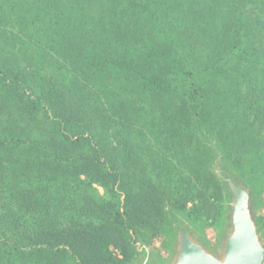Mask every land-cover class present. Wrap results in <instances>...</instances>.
I'll use <instances>...</instances> for the list:
<instances>
[{"label": "trees", "instance_id": "1", "mask_svg": "<svg viewBox=\"0 0 264 264\" xmlns=\"http://www.w3.org/2000/svg\"><path fill=\"white\" fill-rule=\"evenodd\" d=\"M17 1L11 0L14 4ZM213 12L209 0H20V10L5 15L36 19L40 23L35 30L40 43H33L35 48L42 55L47 50L58 59L64 57L65 63L86 76L84 83L74 82V87L68 88L41 76L31 66L19 70L6 67L7 62L4 66L0 63V118L4 119L0 128V194L9 195L0 203V264H16L20 256L43 250L74 251V257H85L81 264H118L112 249L115 247L120 248L123 261L129 258L127 246L118 242L116 233L125 234L130 243L139 225L146 222L149 208L140 193L125 188L123 200L107 203L112 219L106 224L69 222L71 225L54 226L48 223L49 212L40 209L41 204L51 201V196L48 185L41 187L38 179L57 178L56 173H60L67 182H97L113 190L119 181L118 172L86 129L98 120L116 117L121 107L136 118L148 119L147 127L169 135L178 126L197 132L203 128L202 120L213 124L209 103L205 102L206 89L197 86L196 69L185 62L194 53L187 50L193 48L191 44L200 49L195 53L204 58L198 63L206 68L217 63V53L220 58L225 49L237 47L230 23L222 24L226 31L217 33L212 30L215 22L207 20L209 29L203 33L206 30L198 19L213 18ZM183 24L182 32L189 35L185 45L169 34V29ZM261 34L264 36V24ZM180 44L181 48L186 46L183 52ZM216 46L224 49L217 52ZM250 54L242 55L246 57V76L254 67ZM32 78L40 87L38 95L31 89ZM219 79L216 74L214 81ZM258 79L257 75L246 78L248 92L234 102L228 131L222 128L226 121H217L226 149L235 142L244 146L258 141L264 147V90L259 88ZM187 97L198 101L192 109L185 105ZM157 111L159 120L153 115ZM40 115L43 120H39ZM239 115L259 137L257 141L234 123ZM71 125L80 131H71ZM75 142L88 146L91 152L67 156L66 145ZM212 179L218 184L213 174ZM19 197L20 216L12 208V199ZM23 219L29 224L20 227Z\"/></svg>", "mask_w": 264, "mask_h": 264}, {"label": "rangeland", "instance_id": "2", "mask_svg": "<svg viewBox=\"0 0 264 264\" xmlns=\"http://www.w3.org/2000/svg\"><path fill=\"white\" fill-rule=\"evenodd\" d=\"M209 3L214 9L213 18L198 19L200 26L206 30L203 33L209 29L207 20L215 22L212 30L217 33L225 32L226 29L223 30L221 25L230 23L229 28L235 35L237 46L235 49H225L220 58H218L220 54L217 53L215 55L217 63L208 68L198 63L200 58H204L195 53L200 51L198 47L191 44L193 48H187L194 53L185 62L196 69L197 86L206 89L207 94L204 97L211 109L210 123H213L211 124L213 126L208 125L209 121L204 123L202 120L201 131L186 130L178 126L169 135L161 133L159 131L161 129L156 127H147L145 123L148 119L136 118L133 114L123 111L124 108L121 107L116 117L110 120L103 118V123L98 120L99 124L97 121L86 129V133L95 145L102 149L104 156L109 158V162L113 163L118 172L119 181L113 190L97 182L88 185L85 182L82 184L67 182L65 176L60 173H56L57 178L45 176L38 179L41 187L48 185L51 196V201L47 205L41 204L40 209L49 212L51 217L48 223L54 226H65L69 222H78L82 225L106 224L112 219L107 203L123 200L125 188L133 193H140L142 196L140 199L148 205L149 215L146 222L139 225L138 232L130 243L127 242L125 234L116 233L118 242L122 246H127L130 252L129 258L123 261L120 248H112L118 264H139L147 251L153 259L167 257L180 227L187 228L211 245L218 244L226 230V215L231 202L225 182L228 178L245 186L251 192L253 216L264 239V147L258 143L259 137L249 128L241 115L234 123H238V128L257 142L244 146L236 142L230 143L226 149L222 146L219 134L222 128L228 131L233 122L234 102L248 92L245 81L247 77L257 75L260 84L258 87L264 90V79L261 80L264 76V36L261 34L264 24V2L209 0ZM14 9L20 10V0L16 4L11 0H0L1 65L4 66L7 62L6 67H17L19 70L31 66L41 76L68 88H73L74 82L84 83L86 74L67 61L65 63L63 55V59H58L47 50L42 52L44 54L42 55L41 50L35 48L33 43H40L35 32L40 23L34 18L5 16ZM184 28L183 24L174 30L169 29V34L174 39L182 40L185 45L189 35L182 32ZM211 34L215 36L212 31ZM181 46L182 44L179 49L183 52L186 46L183 48ZM220 49L224 48L215 47L217 52ZM204 51L206 52V49ZM249 53L254 58V67L246 76L245 58ZM242 55L246 57L242 58ZM216 74L220 78L219 81H214ZM208 78L212 79L209 83ZM30 84L36 95L41 93L34 78L30 80ZM88 87L93 89L92 86ZM95 93L93 98L96 105L98 98L95 99L97 97ZM261 93L264 95L263 91ZM184 101L188 109H192L198 102L195 97H187ZM17 111L20 116V108ZM159 114L158 111L153 113L157 120L160 118ZM38 118L44 119L41 115ZM220 119L226 121L222 128L218 127ZM3 122L2 117L0 128ZM70 130L80 131L76 125H71ZM66 146L67 156L91 152L88 146L79 142ZM200 149L203 157L198 153ZM5 153V156H8L6 151ZM212 174L218 179V184L213 181ZM81 179L86 178L82 176ZM18 188L20 190V183ZM40 190L43 192L42 188ZM7 194V192L0 194V203L5 202L9 196ZM12 208L20 216V197L18 200L12 199ZM24 220L27 219L21 221L20 227L29 224ZM73 253L74 251L69 250L56 253L43 250L27 257L20 256V261L18 260L16 264H81L86 261L85 257H74Z\"/></svg>", "mask_w": 264, "mask_h": 264}, {"label": "water", "instance_id": "3", "mask_svg": "<svg viewBox=\"0 0 264 264\" xmlns=\"http://www.w3.org/2000/svg\"><path fill=\"white\" fill-rule=\"evenodd\" d=\"M225 182L231 202L218 244L181 227L167 257L153 259L147 251L140 264H264V239L253 216L251 192L231 178Z\"/></svg>", "mask_w": 264, "mask_h": 264}, {"label": "flooded vegetation", "instance_id": "4", "mask_svg": "<svg viewBox=\"0 0 264 264\" xmlns=\"http://www.w3.org/2000/svg\"><path fill=\"white\" fill-rule=\"evenodd\" d=\"M181 228V227H180ZM145 256V255H144ZM140 264V263H139Z\"/></svg>", "mask_w": 264, "mask_h": 264}]
</instances>
